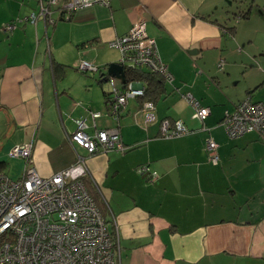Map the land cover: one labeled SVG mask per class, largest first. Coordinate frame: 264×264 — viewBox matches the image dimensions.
<instances>
[{"label":"crops","instance_id":"0c3cea01","mask_svg":"<svg viewBox=\"0 0 264 264\" xmlns=\"http://www.w3.org/2000/svg\"><path fill=\"white\" fill-rule=\"evenodd\" d=\"M41 1L0 0V173L23 175L26 160L9 154L16 144L32 142L31 162L43 177L74 164L76 150L84 155L117 232V264H264V140L257 131L229 137L221 124L245 98L264 102V0H111L70 18L53 8L54 23L4 28L38 12ZM136 21L146 23L171 74L153 121L138 98L118 119L109 113V79L117 88L125 80L111 42ZM81 60L98 69L79 70ZM187 92L210 108L204 123ZM165 118L192 132L162 137ZM82 119L91 135L119 128L127 150L89 155L73 145L68 134ZM208 136L219 144L217 164ZM143 164L155 179L139 172Z\"/></svg>","mask_w":264,"mask_h":264},{"label":"built area","instance_id":"2783aa9c","mask_svg":"<svg viewBox=\"0 0 264 264\" xmlns=\"http://www.w3.org/2000/svg\"><path fill=\"white\" fill-rule=\"evenodd\" d=\"M110 1H41L38 12L6 23L4 28L12 30L19 21L43 19L54 23L53 8H61L64 16L70 18L78 8L94 3L109 5ZM111 44L120 51V64L159 72L167 79L171 77L167 63L160 56L156 39L147 33L145 22H134L127 34L117 37ZM76 66L83 72L98 69L88 60H81ZM109 80L112 88L109 113L118 119L128 99L143 95L145 86L139 81H131L123 88H117L114 79L110 77ZM183 96L194 108V117L204 123L210 108L203 106L190 92ZM154 108L152 101L144 102L142 109L146 121L155 120ZM100 115V112H92L93 118ZM221 124L229 137L257 131L264 140V102L245 98L234 109L224 111ZM86 127V119L80 120L68 138L73 145L85 148L89 155L127 150L119 128L101 129L91 135ZM202 128L207 129L204 125ZM191 132L192 129L181 120L165 118L161 121L162 137L174 138ZM205 147L209 160L217 164L220 158L217 141L208 136ZM32 151V142L16 144L10 150L11 157L26 160L21 177L14 179L0 173V264H117L118 241L113 239L104 216L82 180L89 175L87 158L76 150L74 164L43 177L31 162ZM138 170L150 180L157 177V172L148 164L139 166Z\"/></svg>","mask_w":264,"mask_h":264},{"label":"trees","instance_id":"16d2710c","mask_svg":"<svg viewBox=\"0 0 264 264\" xmlns=\"http://www.w3.org/2000/svg\"><path fill=\"white\" fill-rule=\"evenodd\" d=\"M250 13V10H244L240 11V15L244 18L248 17ZM239 14V13H238ZM231 31L235 29V26H232L229 28ZM62 64L58 63V66L61 67ZM123 67V72H124V86L128 82L131 81H139L144 84L145 86V93L141 96L138 97L141 105L143 106L144 102L147 100L152 101L155 103L165 92H166V80L167 78L165 75L159 72H154V71H149L145 68L142 67H137L134 65H122ZM108 105L109 109H111V104H112V93L108 94ZM123 109V108H122ZM121 109V110H122ZM169 119V118H168ZM3 162H0V171L3 168ZM83 183L85 184L87 190L89 193L92 195L94 200L96 201V204L98 208L100 209L102 215L105 218L106 224L109 222L106 219L105 211H104V206L100 202V199L98 197L99 192L98 189L93 182V180L90 178L89 175H85L83 178ZM108 227V225H107ZM112 237L114 240L117 239V232L114 229H110L108 227Z\"/></svg>","mask_w":264,"mask_h":264},{"label":"rangeland","instance_id":"374dc122","mask_svg":"<svg viewBox=\"0 0 264 264\" xmlns=\"http://www.w3.org/2000/svg\"><path fill=\"white\" fill-rule=\"evenodd\" d=\"M229 3H230V0L228 1ZM119 64V65H118ZM118 64H116V66L119 68L120 67V65H122V64H120V63H118Z\"/></svg>","mask_w":264,"mask_h":264}]
</instances>
